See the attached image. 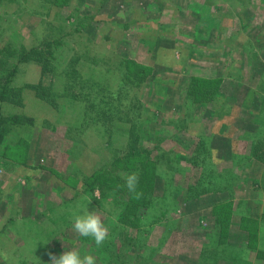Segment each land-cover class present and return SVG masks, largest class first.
I'll use <instances>...</instances> for the list:
<instances>
[{"label":"rangeland","instance_id":"374dc122","mask_svg":"<svg viewBox=\"0 0 264 264\" xmlns=\"http://www.w3.org/2000/svg\"><path fill=\"white\" fill-rule=\"evenodd\" d=\"M0 60V264H264V0H0Z\"/></svg>","mask_w":264,"mask_h":264},{"label":"clouds","instance_id":"9594fccd","mask_svg":"<svg viewBox=\"0 0 264 264\" xmlns=\"http://www.w3.org/2000/svg\"><path fill=\"white\" fill-rule=\"evenodd\" d=\"M125 186L130 193H135L137 198L141 193L137 192L139 184L138 173H130L124 176ZM72 230L83 237H91L95 245L100 247L108 238L109 229L105 226L102 217L97 211L89 212L88 208L83 210V214L73 217ZM51 264H96V259L92 255L81 256L76 250H69L59 257L49 253Z\"/></svg>","mask_w":264,"mask_h":264},{"label":"trees","instance_id":"16d2710c","mask_svg":"<svg viewBox=\"0 0 264 264\" xmlns=\"http://www.w3.org/2000/svg\"><path fill=\"white\" fill-rule=\"evenodd\" d=\"M2 4L3 3H1V5ZM47 45L49 47H51L54 44L49 42V43H47ZM27 60L28 59H27V56L25 55V53H23L21 56H19V63L20 64H24L25 62H27ZM6 70H7L6 61L0 60V101L7 100L6 99V96L8 95L7 87L9 86V84L12 83V81L14 80V78L16 76L15 69H12L8 73ZM23 120H24V118L22 115L11 114L7 117H3V115L0 113V145L3 144L6 135L9 132H12V130H14V128L17 125L25 124V122ZM9 124H10V126H9ZM28 125L33 126L34 125V119H30L28 122Z\"/></svg>","mask_w":264,"mask_h":264}]
</instances>
